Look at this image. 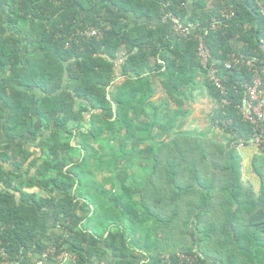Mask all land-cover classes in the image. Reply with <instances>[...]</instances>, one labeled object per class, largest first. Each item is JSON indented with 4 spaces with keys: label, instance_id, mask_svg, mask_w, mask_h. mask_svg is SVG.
I'll return each mask as SVG.
<instances>
[{
    "label": "trees",
    "instance_id": "1",
    "mask_svg": "<svg viewBox=\"0 0 264 264\" xmlns=\"http://www.w3.org/2000/svg\"><path fill=\"white\" fill-rule=\"evenodd\" d=\"M165 2L0 0L10 264H139L137 251L147 264H264V122L238 109L252 73L226 68L235 55L264 70V0ZM199 98L213 105L204 128L188 124ZM251 140L257 192L237 148ZM47 207L63 231L38 238Z\"/></svg>",
    "mask_w": 264,
    "mask_h": 264
},
{
    "label": "built area",
    "instance_id": "2",
    "mask_svg": "<svg viewBox=\"0 0 264 264\" xmlns=\"http://www.w3.org/2000/svg\"><path fill=\"white\" fill-rule=\"evenodd\" d=\"M157 1L163 3L166 7L168 5L165 0ZM261 14L264 17V7L261 8ZM232 15L233 13H228L224 16L229 18ZM165 17L170 18L171 22L174 24L173 27L175 28V30H181L182 33L188 34L189 31L178 24V20L174 16H172L171 14H166ZM81 34L84 37L95 36L97 38H101L104 35V31L94 27H86L84 30H82ZM198 56L201 58L202 63L205 64L207 61V57L201 40L198 49ZM231 58L232 63L226 64L227 69L240 65L246 66L252 73L251 84L249 86H246V96L242 101V106L238 107V109L239 113L245 120L258 127L261 122H264V70L262 67L260 68L255 66L253 61L239 59L235 55H232ZM215 74V70L210 68L209 81L218 90H220V93L222 95H226L227 92L225 87L222 86L219 78ZM222 102L226 103L225 99ZM50 253H52V250H50ZM0 257L3 258L2 264H10L6 259V254L2 248H0Z\"/></svg>",
    "mask_w": 264,
    "mask_h": 264
},
{
    "label": "crops",
    "instance_id": "3",
    "mask_svg": "<svg viewBox=\"0 0 264 264\" xmlns=\"http://www.w3.org/2000/svg\"><path fill=\"white\" fill-rule=\"evenodd\" d=\"M184 25V24H183ZM120 79V78H119ZM118 79V80H119ZM202 99H206V98H199L195 100V103L192 105V114L195 118H197V120L201 121L202 118V114H204V112L209 113L210 110L212 109V106H208L209 105V101L206 102V104H200V102L202 101ZM197 105H200L201 107H199V109L196 112V116L194 115V109L193 107H196ZM212 105V104H211ZM238 150L240 151L241 155H242V171H243V178L245 180H248L252 186L254 187L255 191L257 192L259 190V182L257 181L256 176L251 172L250 169V162L252 160V157L257 153L256 151V147L255 145H250L249 147H245V146H238L237 147ZM15 185H17L19 182L15 181L14 182ZM47 215L45 216V222H44V218H43V228L42 230H39V237H45L46 234L48 235H57L60 232L63 231V228L61 226V224L55 220H53L52 216L50 215L51 210L47 207L45 209ZM42 225V224H41ZM22 257H32L31 254H29L26 251H23L22 253ZM147 257L145 256L144 253H139V251H137L135 253V260L138 261L139 264H147L148 260L146 259ZM60 260V259H59ZM104 261L107 264H114V260L111 259L109 256H107ZM62 264H69L68 259L66 258V256L62 257Z\"/></svg>",
    "mask_w": 264,
    "mask_h": 264
},
{
    "label": "rangeland",
    "instance_id": "4",
    "mask_svg": "<svg viewBox=\"0 0 264 264\" xmlns=\"http://www.w3.org/2000/svg\"><path fill=\"white\" fill-rule=\"evenodd\" d=\"M163 93L161 92V91H159L158 92V95H157V98H156V100L155 101H158V97H164L163 95H162ZM206 102H208L207 101V99H202V101L200 102V104H206ZM209 103V105L208 106H212L211 104V102L209 101L208 102ZM199 107H201L200 105H197L196 107H193V109H194V115L196 116V112H197V110L199 109ZM209 113H207V112H204V114H202V118H201V126H202V128H204V127H206L207 126V124H206V121H208L207 120V115H208ZM197 121V118H195L194 116H193V114L190 116V118H189V122H188V124L189 123H191V122H193V121Z\"/></svg>",
    "mask_w": 264,
    "mask_h": 264
},
{
    "label": "water",
    "instance_id": "5",
    "mask_svg": "<svg viewBox=\"0 0 264 264\" xmlns=\"http://www.w3.org/2000/svg\"><path fill=\"white\" fill-rule=\"evenodd\" d=\"M117 81V80H116ZM107 98H108V100H110V97H109V95H107ZM113 107H114V105H113ZM115 108V107H114ZM251 144L254 142L253 140H251V141H249Z\"/></svg>",
    "mask_w": 264,
    "mask_h": 264
},
{
    "label": "clouds",
    "instance_id": "6",
    "mask_svg": "<svg viewBox=\"0 0 264 264\" xmlns=\"http://www.w3.org/2000/svg\"><path fill=\"white\" fill-rule=\"evenodd\" d=\"M94 28H95V27H94ZM212 106H213V105H212ZM253 143H254V142H253ZM253 143H252V144H253ZM250 144H251V143H250ZM253 145H254V144H253Z\"/></svg>",
    "mask_w": 264,
    "mask_h": 264
}]
</instances>
